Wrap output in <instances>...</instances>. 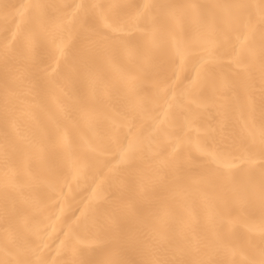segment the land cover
<instances>
[{"label":"bare ground","instance_id":"1","mask_svg":"<svg viewBox=\"0 0 264 264\" xmlns=\"http://www.w3.org/2000/svg\"><path fill=\"white\" fill-rule=\"evenodd\" d=\"M0 264H264V0H0Z\"/></svg>","mask_w":264,"mask_h":264}]
</instances>
